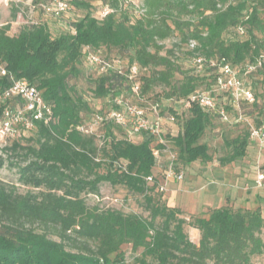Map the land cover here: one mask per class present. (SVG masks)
<instances>
[{"label": "trees", "instance_id": "1", "mask_svg": "<svg viewBox=\"0 0 264 264\" xmlns=\"http://www.w3.org/2000/svg\"><path fill=\"white\" fill-rule=\"evenodd\" d=\"M98 1L111 10L100 20L91 14L88 0H70L74 9L84 13L69 23L67 33L52 36L40 25L11 37L0 28V68L6 70V75H0V96L11 78L24 79L52 109L48 125L35 121L30 132L7 139L0 148V169L6 163L15 168L18 184L28 187L22 193L13 184L0 183V264H126L123 245L140 251L133 264H252L253 257H264V217L259 208L224 206L187 223L181 211L167 206L158 194L162 179L155 173V139L138 134L142 139L133 142L122 128L105 123L98 145L96 133L77 129L87 122L91 109L70 83L83 74L84 46L118 51L125 67L136 63L144 70L139 78L142 100L132 95L123 76L95 73L86 77L90 92L105 104L96 114L111 107L107 102L111 96L124 92L134 98L132 103L143 105L146 93L164 86L163 100L150 103L163 104L162 114L174 117L173 123L165 124L166 140L177 152L178 165L211 161L208 146L200 140L211 118L217 116L196 105L187 109L173 105L208 89L215 72L201 75L190 67L176 80V59L183 49L181 57L187 61L200 55L224 58L235 67L254 62L264 50L262 1L143 0L139 16L128 12L124 0ZM238 26L243 27L242 35L236 32ZM175 33L179 42L164 51L162 42ZM190 41L195 43L192 49ZM253 76L264 82V67L246 77L255 101L241 105L256 110L254 125H259L264 113L249 81ZM18 102L0 99V115L6 106ZM222 105L232 118L231 107L225 101ZM114 127L124 133L116 137ZM248 138L246 128L231 141V153L222 163L243 157ZM163 172L164 167L161 178ZM150 175L155 181L148 184L145 178ZM102 183L140 196L147 216L88 206L86 198L97 197ZM185 226L199 232L198 244L190 241Z\"/></svg>", "mask_w": 264, "mask_h": 264}, {"label": "rangeland", "instance_id": "2", "mask_svg": "<svg viewBox=\"0 0 264 264\" xmlns=\"http://www.w3.org/2000/svg\"><path fill=\"white\" fill-rule=\"evenodd\" d=\"M88 1L91 4V14L98 20L106 15L107 10L111 12L107 5L102 4L98 0ZM260 1H262L259 5L260 14L264 18V0ZM142 2L143 0H124V5H127L130 14L139 16L143 12L141 10ZM83 13V11L74 9L70 4V0H67V8L62 11H59V0H0V28H4L6 34L12 37L17 36L23 28L45 25L52 36H56L70 31L69 23L80 18ZM178 42L179 37L175 33L172 37L162 42L163 50L170 49L173 44ZM181 52L183 53V49L179 50L180 54H178L179 56L176 59L179 67V72L175 74L176 80L182 78V72L190 71V63L187 61V58L181 57ZM117 53L118 51L116 50H99V54L106 58L117 57ZM122 62L125 63L126 61L123 60ZM82 73L79 78L71 79L70 83L75 85L77 91L89 104L91 111L87 115L88 120L83 126L89 133H96L97 143L100 145L103 135L100 128L101 125L94 123L93 118L96 112L103 106L105 109V104L101 103L98 99L95 100L90 92L91 84L86 77L95 75V69L84 64ZM249 81L251 82L254 93H256L258 105L262 107L261 113H264V82H261L258 77L254 76ZM166 90L167 88L164 86L155 87L152 92L146 93L143 101L140 103L148 105V103L153 101H162ZM129 99L134 98L130 95ZM173 106L177 108V105ZM240 108V112L245 119L243 122L236 124L233 122L222 123L216 117L211 118L210 124L200 140V143H205L208 146L211 161H195L190 165L179 164L178 168L183 173V180L181 182L167 183L165 190L158 192L161 195L162 201L167 206L177 208L181 211V217L187 223L192 222L197 217H208L210 212L214 210L213 207H216L218 204L217 201L216 203L212 201L213 191L216 194H220V200L225 199L227 201L225 203L227 204L226 206L231 204L230 207L234 209H246L245 206L251 205L247 209L259 208L261 215L264 217V181L260 187L255 182L258 170L264 174V148L260 150L256 145H251L252 148L247 147L243 157L228 164H223L221 161V159L231 153V141L257 121V118H255L257 117L256 110L246 106L244 103L240 105ZM172 111L170 113H173ZM234 114V112L231 113L232 120L235 118ZM123 133L122 130L114 127L116 137H120ZM125 135L133 142H139L142 139V136L138 134L126 133ZM22 144L24 145L25 142H22ZM2 147H4V143L0 144V148ZM159 163L161 164L157 166L155 173L159 179H162L161 170L164 167V160L161 159ZM17 178L15 168L10 167L7 163L0 169V183L13 184L19 192L23 193L28 187L18 184ZM236 182L239 183L237 188L241 191L236 190V193L246 195L248 197V205H245V203L242 206L234 205L237 202L236 199L239 198H234L233 200L229 193L231 191L228 189ZM232 200L233 203H230ZM86 203L88 206H98L100 208L111 207L122 210L125 213L134 212L144 217L147 216V212L144 211L141 205L142 198L140 196L129 192L122 186H111L108 183H102L100 185L99 195L97 197L89 195L86 198ZM194 230L196 229L185 226V231L190 241L198 244L199 238L194 235ZM51 237L57 239L56 237ZM262 237L264 238V234ZM122 251L126 264H133L140 252L133 251L130 245H123ZM252 264H264V257H253Z\"/></svg>", "mask_w": 264, "mask_h": 264}, {"label": "built area", "instance_id": "3", "mask_svg": "<svg viewBox=\"0 0 264 264\" xmlns=\"http://www.w3.org/2000/svg\"><path fill=\"white\" fill-rule=\"evenodd\" d=\"M67 8V0H59V11ZM109 11H106V14ZM236 32L243 34V27L238 26ZM189 48L195 47L193 41L189 42ZM85 62L93 67L97 74L115 73L126 78L131 85L132 95L142 100L140 96L139 78L144 73L136 63L125 67L118 57L106 58L88 46L82 48ZM188 62L196 74H203L207 70H214L215 78L213 84L206 90L191 93L186 99L175 101V105L187 109L192 105L198 106L207 113H213L222 123H240L243 118L240 108L242 102L252 104L255 97L251 88L247 85L246 77L264 67V50L252 63L243 66H232L224 58L218 60L207 59L200 55H194ZM0 75H6V70L0 68ZM2 101L18 99L19 102L13 106H6L0 115V144L7 139L19 138L23 133L30 132L35 121H41L48 125L52 118V109L43 98L36 87L24 79H12L11 85L2 92ZM225 101L235 113L232 120L229 112L221 101ZM111 107L103 113L94 115L96 124L113 123L128 134H146L155 139L156 148L152 150L155 163L159 166L161 159L164 160V172L157 190L163 192L165 185L171 182H181L183 173L178 169L177 152L166 140V123H173L174 117L162 114L163 104L148 103L134 104L130 101L127 93L121 92L108 98ZM84 134H91L84 126L77 128ZM249 145H256L258 149L264 148V119L259 125L249 127ZM145 181L150 184L155 181L153 176H148ZM264 181L263 172H257L256 185L262 186Z\"/></svg>", "mask_w": 264, "mask_h": 264}, {"label": "crops", "instance_id": "4", "mask_svg": "<svg viewBox=\"0 0 264 264\" xmlns=\"http://www.w3.org/2000/svg\"><path fill=\"white\" fill-rule=\"evenodd\" d=\"M249 148H252L251 147V145H249L248 146ZM234 185H232L231 186V188L230 189H228V190H230L231 192H229L230 194H231V198L234 200V198L236 199V198H239V199H236V201L237 202H235L234 203V205H239V206H242L243 205V203H245V205H248L249 203H248V197L245 195H242L241 193H236L237 191L236 190H239L237 187H238V182H236V183H233ZM239 192H241L240 190H239ZM229 193H228V195H229ZM213 197H211L212 198V201H213V203H216V201H217V206L216 207H213V209H217V208H220V207H222V206H226L227 204H225L227 201L225 200V199H219L220 198V194L219 193H215V191H213V195H212ZM233 200L232 201H230V203H233ZM223 203V204H222ZM231 204H229V206H230ZM251 206V205H250ZM250 206H245L246 208H249ZM194 235H196L198 238H199V234H198V231L197 230H194Z\"/></svg>", "mask_w": 264, "mask_h": 264}]
</instances>
